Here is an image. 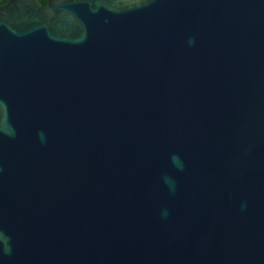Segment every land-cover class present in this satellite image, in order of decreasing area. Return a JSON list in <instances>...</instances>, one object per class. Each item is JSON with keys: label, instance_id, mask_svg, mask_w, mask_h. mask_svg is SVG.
Masks as SVG:
<instances>
[{"label": "water", "instance_id": "obj_1", "mask_svg": "<svg viewBox=\"0 0 264 264\" xmlns=\"http://www.w3.org/2000/svg\"><path fill=\"white\" fill-rule=\"evenodd\" d=\"M0 264H264V0L0 5Z\"/></svg>", "mask_w": 264, "mask_h": 264}, {"label": "trees", "instance_id": "obj_2", "mask_svg": "<svg viewBox=\"0 0 264 264\" xmlns=\"http://www.w3.org/2000/svg\"><path fill=\"white\" fill-rule=\"evenodd\" d=\"M8 0H0V5H3L7 2ZM38 4L40 5H47L48 0H36Z\"/></svg>", "mask_w": 264, "mask_h": 264}, {"label": "clouds", "instance_id": "obj_3", "mask_svg": "<svg viewBox=\"0 0 264 264\" xmlns=\"http://www.w3.org/2000/svg\"><path fill=\"white\" fill-rule=\"evenodd\" d=\"M172 160H173V163L176 164V165H179V157L178 156H173L172 157Z\"/></svg>", "mask_w": 264, "mask_h": 264}]
</instances>
